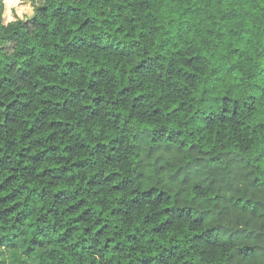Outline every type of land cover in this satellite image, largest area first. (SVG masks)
<instances>
[{"label": "trees", "instance_id": "trees-1", "mask_svg": "<svg viewBox=\"0 0 264 264\" xmlns=\"http://www.w3.org/2000/svg\"><path fill=\"white\" fill-rule=\"evenodd\" d=\"M12 264H264V0H44L0 19Z\"/></svg>", "mask_w": 264, "mask_h": 264}, {"label": "clouds", "instance_id": "clouds-1", "mask_svg": "<svg viewBox=\"0 0 264 264\" xmlns=\"http://www.w3.org/2000/svg\"><path fill=\"white\" fill-rule=\"evenodd\" d=\"M0 18H6V24H14L33 14L31 0H0Z\"/></svg>", "mask_w": 264, "mask_h": 264}, {"label": "rangeland", "instance_id": "rangeland-1", "mask_svg": "<svg viewBox=\"0 0 264 264\" xmlns=\"http://www.w3.org/2000/svg\"><path fill=\"white\" fill-rule=\"evenodd\" d=\"M25 3H28V1L25 0ZM34 7L35 6H33V8ZM0 11H2V10H0ZM31 16L26 17V18H30ZM0 19H1L2 24L5 25L6 24L5 23L6 18H0ZM14 253H15L14 249H11V248L6 247V246H0V264H12V259H13Z\"/></svg>", "mask_w": 264, "mask_h": 264}, {"label": "crops", "instance_id": "crops-1", "mask_svg": "<svg viewBox=\"0 0 264 264\" xmlns=\"http://www.w3.org/2000/svg\"><path fill=\"white\" fill-rule=\"evenodd\" d=\"M28 1V0H27ZM31 5H32V8L33 6H39V5H42L44 3V0H31ZM33 15V14H32ZM7 25V24H5Z\"/></svg>", "mask_w": 264, "mask_h": 264}]
</instances>
